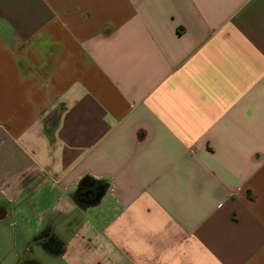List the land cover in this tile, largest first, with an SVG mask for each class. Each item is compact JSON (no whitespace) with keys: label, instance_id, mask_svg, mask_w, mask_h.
Instances as JSON below:
<instances>
[{"label":"crops","instance_id":"crops-1","mask_svg":"<svg viewBox=\"0 0 264 264\" xmlns=\"http://www.w3.org/2000/svg\"><path fill=\"white\" fill-rule=\"evenodd\" d=\"M18 218L68 264H264V0H0Z\"/></svg>","mask_w":264,"mask_h":264},{"label":"rangeland","instance_id":"rangeland-1","mask_svg":"<svg viewBox=\"0 0 264 264\" xmlns=\"http://www.w3.org/2000/svg\"><path fill=\"white\" fill-rule=\"evenodd\" d=\"M37 227L24 224L19 218L12 224L0 222V264H22L27 260L39 264H68L61 257L66 243L58 239L54 226Z\"/></svg>","mask_w":264,"mask_h":264},{"label":"flooded vegetation","instance_id":"flooded-vegetation-1","mask_svg":"<svg viewBox=\"0 0 264 264\" xmlns=\"http://www.w3.org/2000/svg\"><path fill=\"white\" fill-rule=\"evenodd\" d=\"M22 264H39V263H38V262H31V261H28V260H27L26 263L24 262V263H22Z\"/></svg>","mask_w":264,"mask_h":264}]
</instances>
